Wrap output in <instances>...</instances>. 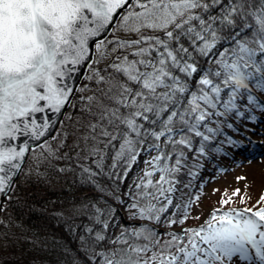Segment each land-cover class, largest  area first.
<instances>
[{
    "label": "snow or ice",
    "instance_id": "1",
    "mask_svg": "<svg viewBox=\"0 0 264 264\" xmlns=\"http://www.w3.org/2000/svg\"><path fill=\"white\" fill-rule=\"evenodd\" d=\"M257 125L264 0H0V193L29 159L104 192L76 209L90 264H264V191L199 179Z\"/></svg>",
    "mask_w": 264,
    "mask_h": 264
},
{
    "label": "trees",
    "instance_id": "2",
    "mask_svg": "<svg viewBox=\"0 0 264 264\" xmlns=\"http://www.w3.org/2000/svg\"><path fill=\"white\" fill-rule=\"evenodd\" d=\"M73 128L70 125L69 131L73 132ZM31 164L29 159L25 172L16 182L13 198L8 197V207L1 214L0 264H90L81 250L79 232L74 227L79 225L82 228L86 218L78 215L76 209L85 195L93 200L110 197L91 185H81L75 173H58L48 168L47 177L28 176L27 168ZM214 167L210 162L205 170ZM97 179L103 185H111L106 175ZM199 179L207 181L204 177ZM127 184L126 181L122 185L125 190ZM216 200L208 199L207 206ZM15 248L22 249V252L14 254L10 251Z\"/></svg>",
    "mask_w": 264,
    "mask_h": 264
},
{
    "label": "rangeland",
    "instance_id": "3",
    "mask_svg": "<svg viewBox=\"0 0 264 264\" xmlns=\"http://www.w3.org/2000/svg\"><path fill=\"white\" fill-rule=\"evenodd\" d=\"M73 129V131H77L75 128ZM253 133H255V135H253ZM245 134L249 135L253 140H260L262 138V134H264V126H254L252 132ZM73 138L74 137H70L69 141L71 142ZM261 152H264V147L258 148L254 144H248L246 147L241 148H226L223 157L215 158V162L218 167H228L232 170L226 174L218 172V174L214 176L213 181H210V183L207 185L206 191L211 193L212 188H220L221 191H223L224 188H233L237 185L244 187L245 185H248L253 197H258L259 194L264 191V158H260ZM144 159H146V157L142 156L141 162L138 163V165L135 166L132 172L129 174V182H131L132 177L137 174L139 169L144 167ZM249 159H253L255 162L249 163ZM110 163L111 160H109V164ZM237 176H246L247 179L237 180ZM218 195L219 193H216L211 197H217ZM121 211L123 212V210ZM10 251L14 254H19L22 252V249L15 248L11 249Z\"/></svg>",
    "mask_w": 264,
    "mask_h": 264
},
{
    "label": "water",
    "instance_id": "4",
    "mask_svg": "<svg viewBox=\"0 0 264 264\" xmlns=\"http://www.w3.org/2000/svg\"><path fill=\"white\" fill-rule=\"evenodd\" d=\"M118 17H119V16H117V18H118ZM60 119H63V116H61ZM53 134H54V133H53ZM24 166H25V165H24ZM18 177H19V176H18ZM18 177L16 178V181H17ZM7 197H8V195L3 194V193H0V204L5 203ZM2 209H3V208H0V216H1Z\"/></svg>",
    "mask_w": 264,
    "mask_h": 264
}]
</instances>
